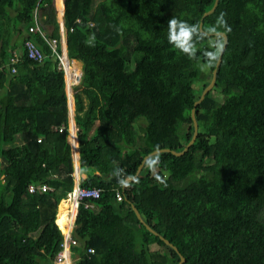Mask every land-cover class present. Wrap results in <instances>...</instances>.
I'll return each instance as SVG.
<instances>
[{"label":"trees","instance_id":"trees-1","mask_svg":"<svg viewBox=\"0 0 264 264\" xmlns=\"http://www.w3.org/2000/svg\"><path fill=\"white\" fill-rule=\"evenodd\" d=\"M214 1L56 0L67 56L81 62L72 88L78 183L100 189L77 204L74 264L178 263L131 204L183 264H264V0H218L203 16ZM38 9L46 35L59 38L53 0H0V264H54L58 204L74 185L64 72L28 30ZM174 18L193 32L174 37L180 47L168 39ZM218 31L227 43L195 107V141L181 155L149 157L123 184L150 151H180L191 139ZM28 37L42 62L27 56ZM43 183L46 191L29 192ZM67 217L60 208V226ZM151 244L165 250L153 254Z\"/></svg>","mask_w":264,"mask_h":264},{"label":"built area","instance_id":"built-area-1","mask_svg":"<svg viewBox=\"0 0 264 264\" xmlns=\"http://www.w3.org/2000/svg\"><path fill=\"white\" fill-rule=\"evenodd\" d=\"M29 32L32 34L39 33L42 38L47 42L48 46L50 47L51 50V56L54 58L58 59V66L61 67L66 76L68 75V69L69 66L66 65L65 60H64V54H63V48H62V35L61 38H54V37H48L44 30L41 27L40 21L37 18V16L34 17V23L29 26ZM24 46L26 49L27 56L35 61L42 62L44 56L43 53L41 52L40 48L36 44V42L28 37L24 41ZM18 59V55L16 53H13L9 57V64L15 63ZM15 69L12 68V71ZM74 69H70L69 72L74 73L75 78L72 80V83H75L76 81L79 80L80 73L74 72ZM76 80V81H75ZM62 130V127H59V131ZM48 185L45 183L41 184L40 186H34L30 185L28 187L29 192H34L36 190H41V191H46L48 189ZM100 195V189L98 187H82L80 185H76L73 190H71L70 193L67 194L66 200H68L72 205H74V214L72 211H70V215L72 216V219L70 221L69 229L66 232H63V240L60 243V249L55 255V258L53 260L54 264H74V258L72 257V254L70 252V246L76 243V239L72 236L70 229L71 226L73 225V221L76 215L77 211V204L78 202L82 201L83 199H95L98 198ZM115 199L117 201H120L122 199V195L119 192H116L115 194ZM85 207H93L94 204L92 201H86L84 202ZM88 252H92L93 248H88Z\"/></svg>","mask_w":264,"mask_h":264},{"label":"water","instance_id":"water-1","mask_svg":"<svg viewBox=\"0 0 264 264\" xmlns=\"http://www.w3.org/2000/svg\"><path fill=\"white\" fill-rule=\"evenodd\" d=\"M217 1H218V0H215V1H214L213 6H212L208 11H206V12L203 14V16H204V15H207V14H209V13H211V12L215 9V7H216V5H217ZM62 15H63V12H62V14L60 15V19H61V21H62V18H61ZM60 19H59V20H60ZM201 25H202V23L200 22V23H199V29H200V31H202ZM207 34L210 35L211 33H207ZM213 34H214V35H220V36H222V38H223V45H222V48L220 49L219 56H218L217 61H216V66H215V68L212 70V77H211V80H210V82H209V83L203 88V90L201 91V93H200L198 99L195 100L194 105H193V107H192V109H191V111H190L191 119H192V122H193V134H192L191 139L188 141V143H187V144H186V145H185L180 151H176V150H174V149H170V148H166V147H164V148H157V149H154V150L150 151L149 153H147L146 155L143 156V158H142V160H141V163L139 164V166H138L136 172L134 173V175L125 178L124 181H123V184H126V183H128V182L134 180V179L137 177V175L140 173V171H141V169H142V167H143V164H144L145 160H147L149 157H151V156H153V155H156V154H158V153H161V152H170V153H172V154H174V155H181V154H183V153L188 149V147H189V146L195 141L196 136H197V121H196V118H195V107H196V105H197L200 101H202V99L204 98L205 94H206V93H207V92H208V91L214 86L215 79H216V70H217V66L219 65V63H220V61H221V55H222V52H223V50H224V48H225V46H226V43H227V35H226L224 32H222V31H218V32H215V33H213ZM69 105H70V102H69ZM72 135H73V134H72ZM72 135H71V136H72ZM72 139H73V138H72ZM74 141H75V137H74ZM72 151H73V150H72ZM74 153H75V151H73V154H74ZM76 153H77V152H76ZM74 156H75V158H76V160H77V155L74 154ZM77 171H78V165H75V174L77 173ZM131 207H132V209H133V211H134L136 217L138 218V220H139L141 223H143V224L145 225V227L147 228V230H149L151 233H153V234L159 236V238H160L161 240H163L167 245L171 246L174 250L177 251V253L179 254V258H180L177 264H183V262L185 261V258H184V256L178 251L177 247H176L175 245H173V244H172L168 239H166L164 236L160 235V234H159L156 230H154L150 225H148L147 223H145L144 220H143V218H142V216H141V214H140V212H139V210L135 207V205L131 204Z\"/></svg>","mask_w":264,"mask_h":264},{"label":"clouds","instance_id":"clouds-1","mask_svg":"<svg viewBox=\"0 0 264 264\" xmlns=\"http://www.w3.org/2000/svg\"><path fill=\"white\" fill-rule=\"evenodd\" d=\"M56 2V1H55ZM56 8H57V6H56ZM57 11H58V8H57ZM62 11H63V9H62ZM62 14V13H61ZM35 16H37L36 14H34V17ZM37 18L39 19V21H41L40 20V18L37 16ZM58 18L60 19V15L58 16ZM59 23H61L60 22V20H59ZM41 24V23H40ZM63 25V24H62ZM41 27H42V29L44 30V32H45V29L43 28V26L41 25ZM64 28V27H63ZM64 32V31H63ZM181 33H187L189 36H192L193 35V32H192V28H191V26L188 24V23H186V22H184V21H181V20H179V19H176V18H174V19H172V20H170V22H169V32H168V39H169V42L171 43V44H173V45H175V46H177V47H180V45H179V43H178V41L174 38V37H176V36H179ZM48 37H50V36H48ZM59 38H61V34H60V37ZM93 40H94V37L92 38ZM62 42H63V45H62V48H63V54H64V60H65V63H66V65L67 66H69V68L72 70V69H75V67H74V59H69L68 58V56H67V52H66V44H65V34L63 33L62 34ZM50 48V47H49ZM181 51H185V52H187V50L186 49H183V48H181ZM13 53H16L17 55H18V57H19V55L21 54L19 51H17V52H15V51H13ZM12 53V54H13ZM187 54H189V55H191V53L190 52H187ZM50 55H51V50H50ZM52 57V56H51ZM54 60H56V62H57V66H58V59L57 58H54V57H52ZM58 68H61V67H59L58 66ZM62 69V68H61ZM70 69H68V70H70ZM78 69V68H77ZM63 70V69H62ZM63 72H64V70H63ZM79 73L81 74V71H79ZM64 76H65V91H66V95H67V102H68V117H69V127H68V131H70L72 134L74 133V137H75V126H74V122H73V129H71V126H70V123H71V121H73V111H72V108L71 107H73L72 105H73V103L71 104V98H72V93H73V90H72V93H69L68 92V88H70V90H71V85H72V88H73V86L74 85H76L78 82H79V80H78V82H75V83H72L71 82V84L70 85H68V79H67V76H66V74H65V72H64ZM69 94H71V96H69ZM69 102H70V105H69ZM70 136V135H69ZM71 137L72 136H70V143H71V145L72 146H74L75 144H76V137H75V141H74V139H71ZM74 176H75V178L77 179V177H78V171H77V173L75 174V170H74ZM79 185V183L77 182L76 183V185ZM70 193V192H69ZM62 200H64V199H62ZM58 224V223H57ZM59 226V225H58ZM73 226V225H72ZM72 226H71V228H72ZM60 228V227H59ZM61 230V229H60ZM62 232H63V230H61ZM70 232H72V229H70Z\"/></svg>","mask_w":264,"mask_h":264},{"label":"rangeland","instance_id":"rangeland-1","mask_svg":"<svg viewBox=\"0 0 264 264\" xmlns=\"http://www.w3.org/2000/svg\"><path fill=\"white\" fill-rule=\"evenodd\" d=\"M56 0H53V4H54V7H55V10H56V16H57V20L59 21V18H58V16H59V13H58V11H57V8H56V2H55ZM96 1H98V0H95V2ZM62 4H63V2H62ZM61 11V9H59V12ZM37 13H38V17L40 18V20H42L41 19V17H40V12H39V9L36 11ZM40 23H41V25H43V22L42 21H40ZM46 27V30H48V28H47V26H45ZM59 29H61V30H63V25H62V23H59ZM18 34V33H17ZM17 34H16V36H17ZM74 67H75V73H77V72H79V71H81V63H79V62H75L74 61ZM78 68V69H77ZM69 71V70H68ZM76 81V80H75ZM76 82H78V81H76ZM194 85V88H200V85H201V82H198V83H194L193 84ZM71 87V93H72V85L70 86ZM69 96H71V94H69ZM71 104H72V98H71ZM73 106V105H72ZM72 111H73V107H72ZM137 131H138V133H141L142 131L139 129V128H137ZM69 132V135L71 136L72 135V133L70 132V131H68ZM71 139H72V137H71ZM18 140H16V142H17ZM2 174L0 175V177L2 178ZM64 201V202H63ZM62 203H64V204H62ZM61 204V206L63 205H65V209H66V211H67V215H70V211H71V203L68 201V200H66V198L64 199V200H61L60 202H59V204H58V208H57V215H58V213H59V211H60V209H59V205ZM138 243H140L139 242V240H138ZM139 245V244H138ZM149 248H150V250L152 251V252H154L153 254H157L156 252H158V251H164L165 249L164 248H160L159 246H157L156 244H151L150 246H149Z\"/></svg>","mask_w":264,"mask_h":264},{"label":"crops","instance_id":"crops-1","mask_svg":"<svg viewBox=\"0 0 264 264\" xmlns=\"http://www.w3.org/2000/svg\"><path fill=\"white\" fill-rule=\"evenodd\" d=\"M62 2H63V0H62ZM56 6H57V3H56ZM64 6V5H63ZM63 12V11H62ZM61 11L59 12V15H61V13H62ZM62 21H61V19H60V22L63 24V15H62ZM49 28H48V31L50 30V26H48ZM47 31V32H48ZM64 32H63V30H61L60 29V34L62 35ZM62 45H63V42H62ZM19 52H20V50H18ZM76 62H79V63H81L80 61H77V60H75ZM68 92L69 93H71V90L69 89L68 90ZM72 108V107H71ZM70 126H71V129H73V121H71V123H70ZM72 138L74 139V133H73V135H72ZM68 140H69V142H70V136L68 135ZM70 145H71V143H70ZM70 150H71V155H72V158H73V164H74V170H75V165H78V152H77V150H76V144L74 145V146H70ZM75 151V153L74 154H76L77 155V160H76V158H75V156H74V154H73V151ZM77 152V153H76ZM78 182V177H77V179L75 178V176H74V185H73V187H72V190H73V188L76 186V183ZM69 192H71V191H69ZM68 192V193H69ZM64 202V201H63ZM60 208H65V205L63 206H61L60 205ZM59 208V209H60ZM59 214H60V211H59V213H58V215H57V219H56V221H57V223H58V225H59V222H58V216H59ZM68 216V215H67ZM69 217H67V219H68ZM69 225H70V220L68 219V221L64 224V226H60L59 225V227H60V229L61 230H63V232H66L68 229H69ZM72 229V228H71ZM71 234H72V232H71Z\"/></svg>","mask_w":264,"mask_h":264},{"label":"bare ground","instance_id":"bare-ground-1","mask_svg":"<svg viewBox=\"0 0 264 264\" xmlns=\"http://www.w3.org/2000/svg\"><path fill=\"white\" fill-rule=\"evenodd\" d=\"M61 12H62V10H61ZM76 62V61H75ZM75 72V71H74ZM74 73H71V72H69L68 71V75H67V79H68V85H70L71 84V82H72V80L75 78V75H73ZM70 88H68V90H69ZM71 211L73 212V214H74V205H72V208H71ZM69 218V220L71 221V219H72V216H68ZM68 221V220H67Z\"/></svg>","mask_w":264,"mask_h":264}]
</instances>
